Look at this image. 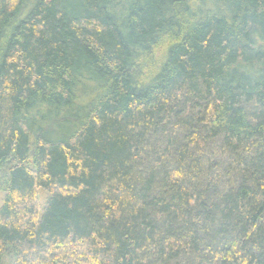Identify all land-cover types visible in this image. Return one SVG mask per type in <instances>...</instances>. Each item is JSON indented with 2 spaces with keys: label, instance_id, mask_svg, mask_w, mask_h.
<instances>
[{
  "label": "trees",
  "instance_id": "16d2710c",
  "mask_svg": "<svg viewBox=\"0 0 264 264\" xmlns=\"http://www.w3.org/2000/svg\"><path fill=\"white\" fill-rule=\"evenodd\" d=\"M0 264H264V0H0Z\"/></svg>",
  "mask_w": 264,
  "mask_h": 264
},
{
  "label": "rangeland",
  "instance_id": "374dc122",
  "mask_svg": "<svg viewBox=\"0 0 264 264\" xmlns=\"http://www.w3.org/2000/svg\"><path fill=\"white\" fill-rule=\"evenodd\" d=\"M4 196V192L0 189V205Z\"/></svg>",
  "mask_w": 264,
  "mask_h": 264
}]
</instances>
